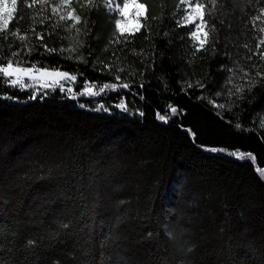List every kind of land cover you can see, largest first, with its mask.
<instances>
[{"label": "trees", "instance_id": "trees-1", "mask_svg": "<svg viewBox=\"0 0 264 264\" xmlns=\"http://www.w3.org/2000/svg\"><path fill=\"white\" fill-rule=\"evenodd\" d=\"M58 2L18 0L8 32L22 16L27 40L0 33V60L77 75L76 92L131 87L0 83V264H264V0H198L215 25L199 52L182 0H140L123 37L105 0Z\"/></svg>", "mask_w": 264, "mask_h": 264}, {"label": "snow or ice", "instance_id": "snow-or-ice-1", "mask_svg": "<svg viewBox=\"0 0 264 264\" xmlns=\"http://www.w3.org/2000/svg\"><path fill=\"white\" fill-rule=\"evenodd\" d=\"M48 2L49 0H31V2L28 3L27 0H20V3L26 4L28 9H31L36 3L47 4ZM86 2L92 3V0H86ZM182 2L188 3V9L185 10L187 12V15L184 16V24L181 26L194 24L195 30L191 31V36L198 41L199 47L196 49V51L199 52L200 50H203L206 44L210 42V31H215V25H211L209 31L203 30L202 26L208 27V21L204 18L206 14L205 3L197 2V0H182ZM105 3L113 11H119V16L121 17V19H115V29L119 32L121 37L124 36L126 31H128V29L125 27V20H127L129 17L128 10L130 7L135 9L133 13L134 17L137 20L135 32H139L141 30V27H143V25L139 23V20L141 17L147 19V15L146 5L144 3H141L140 0H122V6L120 4H116L115 8H113V0H105ZM210 3L213 5V7H215L217 4V0H210ZM70 4L71 0H59L58 3L53 4L51 10L53 13H59L61 8ZM17 5L18 0H0V33H6L3 37L4 40H7L9 36H16L21 42H24L27 40V36L20 35L19 33V21L23 20L22 16L17 20V27L15 28V30L11 31L10 33L8 32L10 25L14 20L17 19V13L19 11ZM74 11L75 10L73 9L72 11H68L66 15H60V20L73 21V27H75L77 24H80L81 17L79 15H74ZM209 15H211V13H209ZM197 19H199V23L195 22ZM253 19L258 20L259 17L257 16ZM40 23L43 24L44 21L41 20ZM261 31H264V29H261ZM201 33L203 34V38H201ZM164 35L167 36V33H165ZM37 39L43 41L44 35L41 33H37ZM11 47L12 45L9 44V48ZM42 47L48 53L56 52L55 48H48L47 44H43ZM245 47H247V45ZM34 51V48H27L26 54L31 56ZM73 51H75V49H73ZM19 55V51L11 52V56L13 58L19 57ZM23 63L25 62L19 59L14 60L10 58L6 61L0 60V83H6L8 86L19 88L22 91L31 89L32 92L29 96L30 99H36L37 96L43 98L44 95L48 94L47 90L56 91L58 89L66 96L75 99L76 96H100L109 89L112 91H119V89L121 88L129 89L131 87L129 83L122 82L121 76L117 74L115 76V81H117V83H104L102 86H99L98 90H96L97 86L95 84H89V82H85V84L81 86V90L79 92H76L75 88L71 85L77 83V75L70 74L67 71H62L56 67H37L35 63L31 64V66L29 67L21 66ZM104 67L110 68L111 66L106 64L104 65ZM120 71H123V69H121ZM257 75L264 76V73H257ZM25 78H27V80L29 81L28 83L25 82ZM228 82H231V78H229ZM66 83H68L70 86L66 87ZM140 87L143 88V84H141ZM189 87H191V85H189ZM200 87L204 86L200 85ZM237 91H240V88H238ZM217 95H219V93H217ZM83 106L84 105H81V107ZM117 107L125 111L128 110L127 104L124 100H121ZM220 107H223V105H220ZM170 110L171 114L173 115H175L178 111L175 107H171ZM141 115H143V113H141ZM157 115L158 119H160L161 121H166L169 118L165 115ZM209 150L217 151V149L215 148ZM230 154L236 156L239 159L252 157V153L249 152H233ZM257 171L264 173V168L257 169ZM63 227L67 228L68 225L65 224L63 225ZM34 244L35 241L33 240H29L27 242V246L29 247L34 246Z\"/></svg>", "mask_w": 264, "mask_h": 264}, {"label": "rangeland", "instance_id": "rangeland-1", "mask_svg": "<svg viewBox=\"0 0 264 264\" xmlns=\"http://www.w3.org/2000/svg\"><path fill=\"white\" fill-rule=\"evenodd\" d=\"M197 2H198V0H197ZM116 4H120V5L122 6V0H114V1H113V8H115V5H116ZM183 4H184V8H185V10L188 9V3H184V2H183ZM131 11H132V8L130 7L129 10H128L129 17H128L127 20H125V27H126L128 30H133V29H135V27H136V25H137V22H136L135 17L131 15ZM114 12H115V14H116V16H117V19H121V17L119 16V11L116 10V11H114ZM185 15H187V12H186V11H185ZM195 22H196V23H199L200 21H199V19H197ZM202 27H203V30L205 31L204 26H202ZM201 38H203V34H202V33H201ZM194 39H195V38H194ZM195 41L198 43V41H197L196 39H195ZM198 44H199V43H198ZM25 82H26V83L29 82V81L27 80V78H25ZM66 84H68V83H66ZM66 84H65V86H66Z\"/></svg>", "mask_w": 264, "mask_h": 264}]
</instances>
